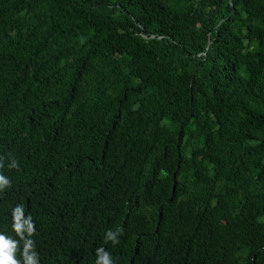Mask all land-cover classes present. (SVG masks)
<instances>
[{"label":"trees","instance_id":"obj_1","mask_svg":"<svg viewBox=\"0 0 264 264\" xmlns=\"http://www.w3.org/2000/svg\"><path fill=\"white\" fill-rule=\"evenodd\" d=\"M0 162L39 264H264V0H0Z\"/></svg>","mask_w":264,"mask_h":264},{"label":"clouds","instance_id":"obj_2","mask_svg":"<svg viewBox=\"0 0 264 264\" xmlns=\"http://www.w3.org/2000/svg\"><path fill=\"white\" fill-rule=\"evenodd\" d=\"M0 167H3L0 162ZM9 168H16L17 162L12 159L8 164ZM10 179L0 174V192L10 187ZM12 231L19 237V240L13 239L10 236H6L4 233H0V264H39V258L37 252L34 250V241L31 239L35 233V226L31 215L27 218L24 214L23 205H17L12 209ZM121 234V229L117 228L115 231L109 229L104 234V243L109 241L116 245L119 243L118 236ZM23 242V248L21 252V260L16 259V252L18 244ZM96 264H114V261L110 257V253L105 251L104 247L97 248L96 250Z\"/></svg>","mask_w":264,"mask_h":264}]
</instances>
